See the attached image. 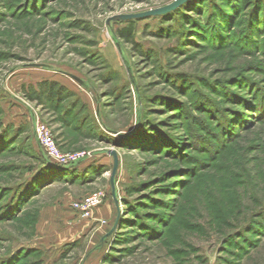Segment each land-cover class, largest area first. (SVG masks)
Wrapping results in <instances>:
<instances>
[{
  "label": "rangeland",
  "instance_id": "obj_1",
  "mask_svg": "<svg viewBox=\"0 0 264 264\" xmlns=\"http://www.w3.org/2000/svg\"><path fill=\"white\" fill-rule=\"evenodd\" d=\"M172 1L0 0V264H41V211L100 191L96 264H264V0L119 18ZM43 79L69 92L30 100ZM36 121L88 155L30 196ZM88 240L46 264H83Z\"/></svg>",
  "mask_w": 264,
  "mask_h": 264
},
{
  "label": "crops",
  "instance_id": "obj_2",
  "mask_svg": "<svg viewBox=\"0 0 264 264\" xmlns=\"http://www.w3.org/2000/svg\"><path fill=\"white\" fill-rule=\"evenodd\" d=\"M85 161L81 162L82 165L85 164ZM80 165L78 171L84 169ZM66 197L69 200L67 203L71 212H67V209L64 210L66 204L62 206L53 205L39 214L37 232H39L41 240L50 242L49 245L55 246H52V248L51 246L45 247L46 245H43L45 242L42 243V241L32 246L42 250V260L46 264L49 260L55 259L64 252H71L75 248V245L72 244L81 238L84 233H88V246L81 252V259H83V264H96L97 258L91 257L95 251L93 248L114 224V203L104 200L103 203L94 208L91 217L84 218L71 208V203L82 196L79 198H74L71 195Z\"/></svg>",
  "mask_w": 264,
  "mask_h": 264
},
{
  "label": "trees",
  "instance_id": "obj_3",
  "mask_svg": "<svg viewBox=\"0 0 264 264\" xmlns=\"http://www.w3.org/2000/svg\"><path fill=\"white\" fill-rule=\"evenodd\" d=\"M192 0H189L187 5H185L186 7L189 5V2H191ZM245 0H242V2ZM201 0H194L192 1V4H198L200 3ZM175 10H178V8H176ZM196 11L198 9H195ZM133 19L131 20H127L129 21L125 26H123L121 29H119L118 31H116V34L118 36H121L123 38L129 39L131 35L133 34L132 29H131V22ZM67 93L69 92L68 89H65V86L60 84L59 82L55 81V80H49V79H43L41 81H39L38 83V87L32 91L31 94H27L30 100H34L37 101L38 103H42L43 99H45L44 96L50 98L51 100H59V93L63 94V93ZM71 92V91H70ZM1 126H0V142L1 139V134L4 132L6 124L3 123V121L1 120ZM126 133V134H125ZM123 134V136L125 135L126 137L129 135V133L125 132ZM128 134V135H127ZM5 142V141H4ZM35 150L33 152H35V156L36 158L39 160L40 164L38 165V168H36L32 174L30 175V177H28L26 179V182L22 185H20V189H19V193L22 191L23 193L29 188L28 186L31 185L30 188H32L34 190L33 194H31L30 196H33L35 194H37L40 189L47 185L48 183H50L51 181L54 180H62L65 179L66 176L68 177H76L74 180L75 181H80L82 180V172L83 171H78V165L75 166H62L59 164H56L52 161H49V158L45 155V153L43 152V150L37 146L34 145ZM81 175V177H79ZM48 182H46L48 179H50ZM35 179L40 181L38 183H35ZM47 179V180H46ZM46 180V181H45ZM34 181V182H33ZM45 181V182H43ZM72 180H70L69 182H71ZM29 188V190H30ZM31 252H36L39 253V262L41 264H43L42 261V250L36 247H29L28 248ZM41 253V255H40Z\"/></svg>",
  "mask_w": 264,
  "mask_h": 264
},
{
  "label": "built area",
  "instance_id": "obj_4",
  "mask_svg": "<svg viewBox=\"0 0 264 264\" xmlns=\"http://www.w3.org/2000/svg\"><path fill=\"white\" fill-rule=\"evenodd\" d=\"M33 133L37 145L43 150L45 155L56 164L62 166H75L88 155L86 152H61L49 128L37 121L34 123ZM104 200V191L95 192L72 202L71 208L79 216L88 218L91 217L94 208L103 203Z\"/></svg>",
  "mask_w": 264,
  "mask_h": 264
},
{
  "label": "water",
  "instance_id": "obj_5",
  "mask_svg": "<svg viewBox=\"0 0 264 264\" xmlns=\"http://www.w3.org/2000/svg\"><path fill=\"white\" fill-rule=\"evenodd\" d=\"M185 1H187V0H173L171 3L166 4L164 6L157 7L154 9H150V10H147V11H144L141 13L123 14V15H120L119 18H124V19L141 18V17H147V16H151V15H158V14L167 13V12L175 9L176 7H178L179 5L184 3ZM112 154L114 157V163H113V168H112L111 182L113 180V176H114L115 171L117 169V157H116L115 152H113ZM49 161H51V159H49Z\"/></svg>",
  "mask_w": 264,
  "mask_h": 264
}]
</instances>
